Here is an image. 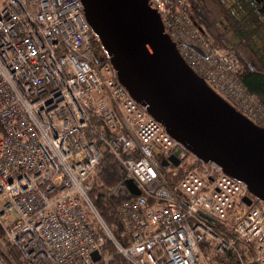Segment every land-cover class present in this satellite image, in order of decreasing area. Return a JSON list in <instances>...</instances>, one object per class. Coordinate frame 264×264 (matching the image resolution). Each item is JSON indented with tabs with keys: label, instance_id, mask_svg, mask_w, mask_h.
<instances>
[{
	"label": "built area",
	"instance_id": "1",
	"mask_svg": "<svg viewBox=\"0 0 264 264\" xmlns=\"http://www.w3.org/2000/svg\"><path fill=\"white\" fill-rule=\"evenodd\" d=\"M167 2L148 0L186 64L264 126L235 56L206 39L186 0ZM95 40L81 0H0V230L11 249L0 242V264H115L107 241L119 264H206L204 239L264 264V202L214 162L171 188L162 163L182 145L119 83L99 40L97 63ZM104 154L140 190L118 206L127 242L88 196Z\"/></svg>",
	"mask_w": 264,
	"mask_h": 264
},
{
	"label": "water",
	"instance_id": "2",
	"mask_svg": "<svg viewBox=\"0 0 264 264\" xmlns=\"http://www.w3.org/2000/svg\"><path fill=\"white\" fill-rule=\"evenodd\" d=\"M81 1L119 83L182 145L162 165L178 166L187 151L216 163L264 202V127L221 98L186 64L148 0ZM120 185L132 196L140 194L131 178ZM244 201L249 204L250 198Z\"/></svg>",
	"mask_w": 264,
	"mask_h": 264
},
{
	"label": "trees",
	"instance_id": "3",
	"mask_svg": "<svg viewBox=\"0 0 264 264\" xmlns=\"http://www.w3.org/2000/svg\"><path fill=\"white\" fill-rule=\"evenodd\" d=\"M219 1L220 0H186L191 6L194 22L200 27L209 39V42L215 47L231 49L236 54L240 82L249 94L256 97L259 106L264 108V60L261 54L262 51L261 49L256 51L252 47H248L249 43H247V40H245L243 46H238L230 39L218 37L217 34L211 30L212 25L209 22V17L213 15L215 4ZM235 22L239 25V29H241V21L238 17L235 19ZM206 32H209V34H206ZM240 34V39H247L245 35H242L244 34L243 30ZM92 53L98 64L105 57L104 51L100 47L98 40L92 43ZM200 77L204 79V77ZM205 82L210 86L208 81L205 80ZM219 95L221 98L225 99L220 93ZM225 100L228 101L227 99ZM230 104L241 112L238 107L232 103ZM184 152L185 155L181 158L178 166H174L173 164H169L165 167L162 166L166 174L167 182L171 188L176 187L178 180L186 172L200 169L203 163L189 152ZM125 177V172L118 161L113 156L104 154L100 164L96 168L93 185L88 191V196L93 206L101 215L112 234L122 242H127L129 240V233L125 222L119 214L118 206L124 200L135 198L127 192L125 187L120 185ZM213 228L217 232H221L226 238H229L227 230L220 224L214 223ZM0 242L6 250H11L7 242L3 241L1 230ZM106 245L108 252L112 253L114 256V263L119 264L120 257L114 253L115 251L112 246L109 245L108 241ZM236 245L237 247H241L240 243H236ZM214 248V244L207 239L200 242L199 250L206 264H238L233 252L217 253Z\"/></svg>",
	"mask_w": 264,
	"mask_h": 264
},
{
	"label": "flooded vegetation",
	"instance_id": "4",
	"mask_svg": "<svg viewBox=\"0 0 264 264\" xmlns=\"http://www.w3.org/2000/svg\"><path fill=\"white\" fill-rule=\"evenodd\" d=\"M214 8L213 15L209 17L211 30L238 46H243L247 40L248 47L256 51L261 49L264 60V0H220ZM237 17L241 21V29L235 22ZM242 30L247 39H240Z\"/></svg>",
	"mask_w": 264,
	"mask_h": 264
},
{
	"label": "rangeland",
	"instance_id": "5",
	"mask_svg": "<svg viewBox=\"0 0 264 264\" xmlns=\"http://www.w3.org/2000/svg\"><path fill=\"white\" fill-rule=\"evenodd\" d=\"M204 34V33H203ZM205 35V34H204ZM211 35V34H210ZM209 35V36H210ZM205 37H206V35H205ZM206 39L209 41V39L206 37ZM214 46V45H213ZM218 48H220V47H218ZM221 49V51L223 50L224 52H230V53H232L233 55H234V53H233V51L231 50V49H226V48H220ZM235 56V55H234ZM235 58H237V57H235Z\"/></svg>",
	"mask_w": 264,
	"mask_h": 264
}]
</instances>
